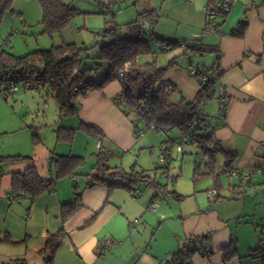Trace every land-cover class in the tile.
<instances>
[{
    "label": "crops",
    "instance_id": "crops-1",
    "mask_svg": "<svg viewBox=\"0 0 264 264\" xmlns=\"http://www.w3.org/2000/svg\"><path fill=\"white\" fill-rule=\"evenodd\" d=\"M105 1H101L104 8ZM112 2L117 7L130 4L129 11L135 18L141 12H151L146 22L152 24L155 34L181 43L167 52L156 53L155 59L157 62L158 54L165 63L176 58L175 67L162 80L189 101L197 86L187 94L181 89L184 78L188 79L187 70L180 65L181 58L191 54H183L186 48L182 44L201 39L203 45L214 47L208 64L203 66H217L221 72L218 85L226 98L225 117L217 121L213 131L220 149L214 154L221 172L217 199L202 196L194 189L177 205L171 197L151 203L154 192L144 185L136 187V197L124 188H84V175L93 167L98 150L97 141L79 128L80 123L93 124L101 130L102 148L113 150L109 166L128 170L123 167L124 160L141 155L145 148L139 138L135 139L130 118L115 101L121 89L118 81L77 97L74 116H61L53 100L54 113L57 110L58 115L51 120L46 101L30 106L26 92L18 94L16 90L0 97V157L17 158L0 164V264H44L39 250L45 235L61 227L65 237L52 264H165L185 239L194 237H206L210 254L204 257L194 253L190 264H264V253L258 250L264 244V0H239L225 17L215 20L222 35L201 34L206 24L204 8L212 0ZM243 19L247 21L243 36H228ZM46 97L53 99L47 93ZM216 109L214 97L206 102L204 115L212 119ZM60 127L75 130L71 142L57 140ZM229 155L232 158L227 168ZM58 156L81 157L85 165L74 175L56 180L51 191L32 203L25 197L10 201L13 173L33 166L41 180H50L54 176L51 160ZM90 159L93 161L88 167ZM111 159L117 161L110 164ZM138 166L136 169H143ZM225 168L228 174L222 172ZM233 172L252 175L236 178ZM170 173L174 175L171 170ZM208 181L211 188L212 181ZM73 185L81 191V206L61 224V205L73 201ZM168 191L180 195L175 190ZM103 239L118 243L100 253ZM230 242H234L237 254L225 260L221 248Z\"/></svg>",
    "mask_w": 264,
    "mask_h": 264
},
{
    "label": "trees",
    "instance_id": "trees-1",
    "mask_svg": "<svg viewBox=\"0 0 264 264\" xmlns=\"http://www.w3.org/2000/svg\"><path fill=\"white\" fill-rule=\"evenodd\" d=\"M35 1L41 9L42 34L51 38L55 34L61 35L72 18L79 13L70 5L63 3L62 0ZM14 2L15 0H0V23H2L4 14L7 12L14 13ZM150 14L151 12L148 11L137 14V19L127 24L128 33L124 37H116L112 42L99 48V54L94 59L103 61L108 66L105 75L99 81L85 80L84 75L88 70L81 71L80 69L81 59L79 58V53L82 48H78L74 44L61 43L60 45H52L49 49L36 50L20 57L14 56L12 53L0 48V82L22 83L23 89L30 91L46 88V93L57 104L59 114L63 117H68L77 113L78 105L72 101L73 94H71V91L73 87H76V94L79 93L84 96L86 94L85 91L101 89L111 81H118L121 89L115 97V101L122 112L130 118L133 132L135 133L137 130L145 132L150 127L156 132L162 131L166 133L167 141H163L160 145V147L165 146L163 150L165 164H159L155 167L152 174L144 169H136L135 165H132L128 170H124L119 167L109 166L108 158L103 157L102 153L98 151L95 155L96 160L93 167L84 175V188L95 185H104L109 190L124 188L136 197L134 193V191H138L136 187L144 185L154 192L151 197V203L167 197L181 200L183 198L181 195L168 191V182L171 184L175 182L174 175L170 173L171 149L176 147L177 137L185 136L188 141L186 147H193L198 150L199 143L204 145L202 151L207 161L195 165L193 181L196 183L202 178L210 179L212 181L211 188L217 192V195L213 198H216L218 196L221 172L220 169H217L214 158V154L220 152L218 143L213 137L215 126L208 123L204 110L202 113V124L194 125V123L197 118L196 107L202 99L206 98L208 101L217 97L216 92L221 77L220 71L219 74L213 75V77H207L204 83L199 82L208 70H218L217 66H202L197 69L189 67L195 70L194 74L189 75L197 85V91L191 101L187 100L182 94L177 101H171L170 97L176 91L171 84H168L171 87V91L161 92V85L166 84L162 80L165 71L175 67L176 58L170 59L164 66L159 67L156 64V52H152L154 57L151 61L139 66L132 65L122 77H117L114 73V70L121 67L125 62H132L139 55L150 53L149 44L143 37L145 26L138 23L139 20L146 21L147 16ZM227 14L222 15L221 18ZM111 15H113V12ZM147 23L149 25L148 33L151 36H155L156 42L167 44L169 50L181 45L180 42L159 38L154 32L152 24L150 22ZM206 24L202 30V35L205 33L222 35L219 33L220 24H215V21L208 24V26ZM246 26L247 21L243 19L227 35L240 38L243 36ZM7 43L4 41L5 45ZM182 46L186 48L183 54L193 52L211 53L214 51V47L203 45L201 39L190 44H182ZM79 128L96 141L102 137L101 130L93 124L80 123ZM170 131H176L178 136L170 139ZM74 132V129L60 127L56 131V138L58 141L71 142ZM185 148L179 153L184 154ZM228 158L229 160L225 166L227 168L230 166L232 155H229ZM10 159L14 160L17 158L0 157V164ZM51 165L54 176L47 181L41 180L37 176L33 166L27 167L22 173H13L11 176L10 196L13 199L25 197L32 203L39 195L51 191L56 180L74 175L78 169L84 167L85 161L81 157L58 156L51 160ZM201 166L203 170H200ZM159 171L164 172L162 177L165 178L164 183L160 182V177L157 176ZM222 172H227L226 174H228V169L225 168ZM72 188L74 191L73 201L61 205L59 214L61 224L81 206V191L76 185H73ZM64 237L65 232L62 227L54 233H46L43 247L39 250L43 255L44 264L53 263L54 255ZM203 243L208 247L206 237L187 238L183 246L169 256L165 264H190L189 260L194 253L204 257L208 256L210 254L209 247L206 252L199 253V246ZM262 246L258 250L264 253ZM221 252L225 260L234 257L237 254L234 242L223 246Z\"/></svg>",
    "mask_w": 264,
    "mask_h": 264
},
{
    "label": "rangeland",
    "instance_id": "rangeland-1",
    "mask_svg": "<svg viewBox=\"0 0 264 264\" xmlns=\"http://www.w3.org/2000/svg\"><path fill=\"white\" fill-rule=\"evenodd\" d=\"M63 3L70 5L77 10V13L71 20V22L62 31L61 35L55 34L51 37L42 34L41 24V9L35 0H15L13 4L14 13L7 12L4 14L2 23H0V48L4 51L12 53L14 56L20 57L27 53L36 50L49 49L52 45H60L61 43L74 44L78 48H82L79 53L81 59L80 69L81 71L88 70L84 78L85 80L99 81L106 72V63L94 59L98 56L99 48L102 45H106L112 42L116 37H124L127 31V24L135 21L137 18L131 11V5L126 4L122 7H117L115 4L113 7V15L105 12L104 5L101 4L102 0H62ZM130 8V9H129ZM19 12L23 14L20 15ZM140 23V20L138 21ZM110 29H113L110 31ZM108 31V32H107ZM144 38L147 40L150 53L141 54L138 56V62L143 64L146 61L152 59V52L156 51V39L155 36H151L148 33V28L143 30ZM4 41L8 42L6 45ZM159 56V57H158ZM211 53H197L186 54L181 58V64L183 68L187 70L188 79H185V83H182L181 89H184L185 93H189L196 88V82L189 75V65L197 69L203 65L208 64ZM157 63L159 67L165 65V62L161 60V56L157 55ZM169 70V69H168ZM166 70L165 73L168 71ZM166 74H170L169 72ZM175 75H178V71H174ZM196 85V86H195ZM37 91H28L23 89L22 83L17 84V93L26 92V101L30 106H34L40 101L47 102L50 109V120L54 119L58 115V111L54 113L56 105L51 98L46 97L45 88H39ZM181 93L176 90L172 93L170 100L175 102L179 99ZM53 109V111H51ZM176 131H170L169 137L173 139L176 135ZM167 135L164 132H156L153 129L146 130L142 136L139 137L140 143H143V153L135 156L132 160H124L123 167L125 169L130 168L133 163L139 168L146 169L150 174L158 166V149L163 141H167ZM198 150L193 147H186L184 154L178 153L175 148L171 149L170 170L174 174L175 182L171 184L168 182V189L175 190L177 193L183 196L182 199L187 198L188 195L194 192V189L198 191L202 196H206V190L210 187L207 178H202L196 183L193 181V169L195 165L200 164V158L197 155ZM126 157V156H125ZM93 160L90 159L88 163ZM117 160H110L111 163H115ZM131 161V162H130ZM203 167L201 166L200 170ZM160 182H165V178H160ZM196 187V188H195ZM174 200L175 204H179L180 200ZM181 199V200H182ZM174 214L179 216L178 210L173 208ZM186 241V239H185ZM184 241V242H185Z\"/></svg>",
    "mask_w": 264,
    "mask_h": 264
},
{
    "label": "built area",
    "instance_id": "built-area-1",
    "mask_svg": "<svg viewBox=\"0 0 264 264\" xmlns=\"http://www.w3.org/2000/svg\"><path fill=\"white\" fill-rule=\"evenodd\" d=\"M239 2V0H212L211 4L205 6L204 8V16H205V22L207 23L206 26H208V24L213 23L215 20L221 18L222 15L229 13L230 10ZM114 4L112 2V0H106L105 1V12L107 14H112V10H113ZM156 53H162V52H166L167 50H169V46L167 44H162L160 42H156ZM154 57V55H153ZM152 57V58H153ZM139 66V65H143L141 63L138 62V59H135L132 62H125L121 67L117 68L114 70V73L117 77H122L123 74L125 72H127V70H129V68L131 66ZM195 70L194 69H190L189 70V74H194ZM219 74V70L217 69H210L206 72V75L202 76V78L200 79V83H204V81L206 80L207 77H213V75H217ZM156 86V84H155ZM161 92L162 93H166L171 91V87L168 84H163L161 85ZM17 90V84L11 83V82H7V83H2L0 82V97L4 98L7 97L8 95L15 93V91ZM76 92V87L72 88L71 94H73L72 96V101L74 102L75 99L77 97H81L82 95L79 93H75ZM87 91H85L86 93ZM155 92V91H154ZM75 94V95H74ZM155 94H157V92H155ZM216 96H217V109H216V114L213 116L212 119L207 118L208 123L214 125L215 127L217 126V121L223 120L225 117V108H226V98L223 92V89L221 87V85H218L217 88V92H216ZM207 102L206 98H203L202 101L200 102V104L196 107V114H197V118L195 120L194 125H200L202 124V113L204 110V106ZM151 128L148 127L147 130H150ZM144 132L142 130H137L135 133L133 132V135L135 137V139H138L140 136H142ZM188 145V141L187 138L185 136H179L177 137V144H176V151L179 153L181 152L186 146ZM165 146H161L159 149V163L160 165H164L165 164V160H164V150ZM204 145L202 143H199V149H198V153L197 155L200 158V162L204 163L207 161V158L203 155V149ZM96 148L98 151H100L103 155V157L109 158L113 155V150H107V149H103L101 146V141L97 140L96 142ZM235 174L236 178H240L241 176L243 178H250V176L252 175V173H243V174H237L236 172H233ZM157 176L159 177H163L164 176V172L163 171H159L157 172ZM135 194H138V191H134ZM207 196L210 198H213L217 195V192L212 189L209 188L207 190ZM10 201L13 199L11 196H9ZM188 242V240H187ZM118 242L115 240H111V239H103L102 241V248L99 250L100 253H103L105 249L111 248L113 246H115ZM262 249H264V246H262ZM208 250V247L205 243H203L202 245L199 246V253H203L206 252Z\"/></svg>",
    "mask_w": 264,
    "mask_h": 264
},
{
    "label": "water",
    "instance_id": "water-1",
    "mask_svg": "<svg viewBox=\"0 0 264 264\" xmlns=\"http://www.w3.org/2000/svg\"><path fill=\"white\" fill-rule=\"evenodd\" d=\"M141 24H143L146 28H149V25L146 21H140Z\"/></svg>",
    "mask_w": 264,
    "mask_h": 264
}]
</instances>
